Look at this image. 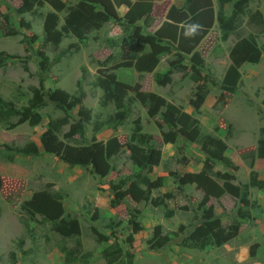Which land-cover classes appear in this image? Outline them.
I'll return each mask as SVG.
<instances>
[{"label":"rangeland","instance_id":"1","mask_svg":"<svg viewBox=\"0 0 264 264\" xmlns=\"http://www.w3.org/2000/svg\"><path fill=\"white\" fill-rule=\"evenodd\" d=\"M59 1L61 8L55 10L49 0H0V61L9 56L0 66V97L21 110L43 78L45 89L65 92L72 104L62 109L51 103L39 105L41 121L34 126L20 123L19 116L0 123V145L6 146L0 148V264H105L103 248L117 241L127 249L130 239L133 264H264V189L250 185L252 179L264 180V158L256 155L264 141V0H246L234 20L233 1ZM82 3L102 10L109 19L78 39L61 29L67 15ZM189 6L196 8V16ZM221 16L232 22L224 40ZM193 26L201 38L185 53L179 41L183 32L189 37L195 33ZM54 31L61 32L60 42L45 44ZM241 40L254 41L263 50L239 67L237 91L229 94L209 86L200 108L194 110L190 101L196 83L191 77L202 85L209 79L221 82L231 64L230 51ZM62 52L61 59L43 72V60L51 62ZM149 56L157 63L149 71L139 70L137 65L147 66ZM172 62H179L176 68ZM166 74L170 82L157 84L155 78ZM111 75L130 87L126 96L130 113L119 126L95 132L116 112L113 103L104 104L98 86L101 78ZM135 84L141 92L153 93L175 111L197 119L203 134L226 145L229 164L210 161L199 144L176 137V113L163 107L149 116L147 106L136 99ZM82 109L89 113L85 122L79 114ZM165 113L172 124L164 121ZM48 129L63 147L105 148L114 140L119 152L108 159L105 176L97 175L91 164L70 167L44 152L40 138ZM136 133L146 136L138 154L151 159L141 165L131 159ZM29 143L38 147V155L6 159ZM198 175L206 180L198 182ZM209 182L223 194L207 191ZM131 184L138 189L134 194ZM114 185L122 186V201L111 207ZM40 191L55 198L61 218L69 229L77 227L78 234L62 236L51 221L39 214L31 218L21 208ZM206 210L219 222L215 231L226 242L203 250L181 246L182 239L205 222ZM133 223H139L138 228ZM98 235L107 241L97 242ZM162 238L169 239L168 245L152 250ZM76 242L79 253L66 261L65 252Z\"/></svg>","mask_w":264,"mask_h":264},{"label":"trees","instance_id":"2","mask_svg":"<svg viewBox=\"0 0 264 264\" xmlns=\"http://www.w3.org/2000/svg\"><path fill=\"white\" fill-rule=\"evenodd\" d=\"M51 6L58 10L61 8V3L59 0H49ZM220 4H224L228 1H233V19L238 14H241L243 11V6L246 3V0H218ZM189 12L194 16H196L197 10L196 8L188 7ZM6 22H8L9 18L5 15ZM109 17L102 11L90 8L84 3L77 6L71 13H69L65 19V24L61 29V32L67 34L71 33L76 38L82 39L84 34L88 32L90 29L100 26L101 23L108 20ZM220 29L222 31L223 40L227 38L228 32L232 29V22L226 20L222 16L218 18ZM194 23V21H193ZM259 24H262V19L258 20ZM61 32L54 31L48 33L46 36L44 43L50 42L53 45H57L61 40ZM189 32H183V35L179 41V48L181 51L187 53L191 51L192 48L196 45V43L201 38V33L195 31V33L189 37L187 35ZM12 34V32L8 33ZM154 49L161 50V47H157L153 45ZM262 48L258 47L257 44L253 42H248L245 40H241L237 42L230 51V60L231 64L226 70L224 77L221 82H216L213 79H209L205 84H199V80L196 77H191L192 80L196 83L195 92H194V100L190 101V105L194 108V110H198L203 103L207 93L209 86H217L219 89L225 91L229 94H234L237 91V87L239 84L240 74L239 67L245 61L249 59H256L262 53ZM161 51L156 52V54H160ZM63 52L56 55L51 62L47 59L43 60V72H48L51 67L57 63L61 57L63 56ZM3 60L0 61V66L4 63L5 60L9 59V56H3ZM148 65L145 67H141L137 65L139 70L149 71L152 69L154 65L157 63V58L149 56L147 58ZM192 62H195V58ZM179 63V62H177ZM177 63L172 62V67L176 68ZM161 77L157 76L155 78L157 84L165 85L170 82V77L168 74ZM98 86L103 90V102L104 104L113 103L115 107L114 118H109L107 120V124L98 125L95 127V132L100 131L103 127L119 126L124 120L127 118L130 113V107L128 102L126 101V96L130 87L127 85L117 81L113 76L106 78H101L98 82ZM141 87L139 84H135L133 87V91L136 95V99L142 104L146 105L148 109V115L154 116L156 111L160 108H167L168 113L173 112L176 113V124L179 126L178 131L173 132L176 137H181L187 140L188 142H193L199 144L201 150L209 157V160L212 162H225L227 164L228 160L224 156L226 151V145L218 138L212 137L210 135H205L202 133L200 123L197 119L186 113H179L175 111V108L172 105H167L165 101L157 97L153 93H144L140 91ZM82 97V93L79 94L78 99ZM68 95L63 91H55L45 89L43 85V78L40 79V85L38 88L33 89L32 98L28 101V106L21 108V110H17L12 102L5 101L0 97V123L7 122L10 118L19 116L20 123L28 122L30 125H37L41 121L40 115L36 112V108L39 105H43L45 103L55 104L58 108H71L72 104L67 103ZM72 102V101H71ZM166 109V112H167ZM81 115V120L85 122L89 119V113L87 110L82 109L79 111ZM112 117V116H111ZM163 119L165 122L172 124L173 120H171L168 115L163 114ZM113 123V125H110ZM81 128V133L83 134V125L78 124ZM136 124L135 130H139V127ZM138 132V131H137ZM146 136L141 133H136V143L135 145L130 147L131 150V159L133 162L138 165H141L145 161H151L149 159L148 154H138L140 145L146 144ZM169 140H173V137H170ZM41 146L44 149L45 153L53 154L57 156L64 163L69 165L70 167L80 165L82 167L92 165L94 172L99 176H105L109 171L108 159L119 152V147L117 142L114 140L110 141L105 148L101 147L97 144H92L90 146L84 147H63L60 142L56 141L55 136L51 133V130H47L41 135L40 138ZM0 148L6 149L5 145H0ZM141 149V148H140ZM12 155H8L6 157L7 160L13 161L16 156H36L38 155V147L34 143L26 144L21 149H14L12 151ZM258 158H264V141L261 142L260 147L257 149L256 153ZM140 156V157H139ZM139 157V158H138ZM154 162L156 160L154 159ZM204 176V175H203ZM201 175L196 176V180L198 182H204L206 179H201ZM183 181V179H182ZM214 184V183H213ZM211 182L205 183V186H209V192H212L214 195L223 194V190L215 187ZM201 185V184H200ZM250 185L252 187H256L258 189H264V180L252 179ZM227 189H233L231 186ZM113 190H115V197L110 201L111 207H115L122 201V186L117 185L113 186ZM137 188L134 184L130 185V191L132 194L137 192ZM226 190V189H225ZM237 191V188H235ZM25 212L33 218L34 214L41 215L44 219L51 221L53 223V230L61 234L62 236H69L72 234H78V229L75 227L73 230L67 227L64 219L61 218L62 209L59 204L55 201L48 192L40 191L34 193L29 201H27L23 206H21ZM205 222L202 223L195 231L190 233L189 236L182 239L180 245L187 248L203 250L204 248L211 245H221L226 242L224 236L220 233H217L215 229L219 228V222L217 220L212 219V212L209 210L205 211ZM135 228H138L139 223H133ZM97 242H106L107 239L105 237L98 235L96 238ZM169 243V239H159L157 243H155L150 248L152 250H161ZM129 246L127 249L123 248L119 245L117 241L111 242L108 246L103 248L101 252V257L103 258L105 264H133V254L130 252L132 239L128 242ZM80 243L76 242V247L71 249L72 251L65 252L66 261L71 260L75 257L76 253H79ZM253 252L250 251V255Z\"/></svg>","mask_w":264,"mask_h":264},{"label":"clouds","instance_id":"3","mask_svg":"<svg viewBox=\"0 0 264 264\" xmlns=\"http://www.w3.org/2000/svg\"><path fill=\"white\" fill-rule=\"evenodd\" d=\"M192 31H193V32L195 31V26L192 27Z\"/></svg>","mask_w":264,"mask_h":264}]
</instances>
